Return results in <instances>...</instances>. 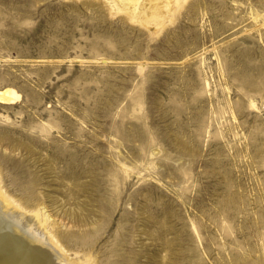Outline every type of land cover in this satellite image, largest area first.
<instances>
[{
    "label": "rangeland",
    "instance_id": "rangeland-1",
    "mask_svg": "<svg viewBox=\"0 0 264 264\" xmlns=\"http://www.w3.org/2000/svg\"><path fill=\"white\" fill-rule=\"evenodd\" d=\"M177 1L0 0V203L68 264H264V0Z\"/></svg>",
    "mask_w": 264,
    "mask_h": 264
},
{
    "label": "bare ground",
    "instance_id": "bare-ground-1",
    "mask_svg": "<svg viewBox=\"0 0 264 264\" xmlns=\"http://www.w3.org/2000/svg\"><path fill=\"white\" fill-rule=\"evenodd\" d=\"M111 1L116 3L120 10L148 26L163 22L166 15H169L173 10V5L177 0ZM155 28L157 27L153 29ZM18 97L19 95L12 89L0 90V102L2 103H9ZM26 216L34 222V226L43 228L44 232L45 218L41 217L38 211L34 214L27 213ZM46 234L49 235V238L51 237L47 231ZM59 247L58 240L51 247L41 243L30 232L28 226L26 227L22 221H18L10 215L5 203H0V264H68L64 259L65 254Z\"/></svg>",
    "mask_w": 264,
    "mask_h": 264
}]
</instances>
